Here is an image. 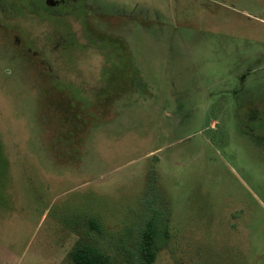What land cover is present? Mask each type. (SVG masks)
<instances>
[{"label": "rangeland", "instance_id": "obj_1", "mask_svg": "<svg viewBox=\"0 0 264 264\" xmlns=\"http://www.w3.org/2000/svg\"><path fill=\"white\" fill-rule=\"evenodd\" d=\"M0 1V264H264V0Z\"/></svg>", "mask_w": 264, "mask_h": 264}, {"label": "trees", "instance_id": "obj_2", "mask_svg": "<svg viewBox=\"0 0 264 264\" xmlns=\"http://www.w3.org/2000/svg\"><path fill=\"white\" fill-rule=\"evenodd\" d=\"M1 4V1H0ZM94 224V223H93ZM151 233H146V236L151 239L146 245L145 253L146 262L150 263L154 259L155 243L152 241ZM70 257L75 264H111L109 258L97 251L94 247L87 243L78 242L70 251Z\"/></svg>", "mask_w": 264, "mask_h": 264}, {"label": "flooded vegetation", "instance_id": "obj_3", "mask_svg": "<svg viewBox=\"0 0 264 264\" xmlns=\"http://www.w3.org/2000/svg\"><path fill=\"white\" fill-rule=\"evenodd\" d=\"M65 1H66V0H58V1H57V5H59V4L62 3V2H65ZM56 9L59 10L58 7H56Z\"/></svg>", "mask_w": 264, "mask_h": 264}]
</instances>
